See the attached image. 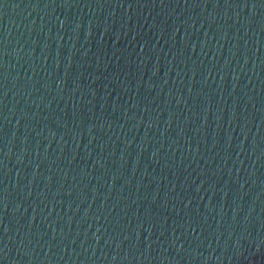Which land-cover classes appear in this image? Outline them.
Here are the masks:
<instances>
[{"label":"water","instance_id":"obj_1","mask_svg":"<svg viewBox=\"0 0 264 264\" xmlns=\"http://www.w3.org/2000/svg\"><path fill=\"white\" fill-rule=\"evenodd\" d=\"M0 264H264V0H0Z\"/></svg>","mask_w":264,"mask_h":264}]
</instances>
